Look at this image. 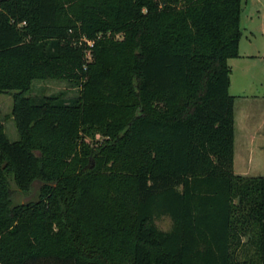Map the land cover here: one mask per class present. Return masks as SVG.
<instances>
[{"label":"trees","instance_id":"trees-1","mask_svg":"<svg viewBox=\"0 0 264 264\" xmlns=\"http://www.w3.org/2000/svg\"><path fill=\"white\" fill-rule=\"evenodd\" d=\"M241 12L242 0L0 2V92H20L18 140L0 119V264H264V175L234 167ZM36 79L80 94L33 98Z\"/></svg>","mask_w":264,"mask_h":264},{"label":"rangeland","instance_id":"rangeland-1","mask_svg":"<svg viewBox=\"0 0 264 264\" xmlns=\"http://www.w3.org/2000/svg\"><path fill=\"white\" fill-rule=\"evenodd\" d=\"M241 27L244 32L242 38V50H251L255 53L259 50L258 62L255 67L256 73L260 74V80L262 85L255 86L254 88L247 90V93L252 96L260 91L261 95H264V0H242V22ZM249 38V39H248ZM88 60L91 61V57L87 55ZM230 66L231 63L229 62ZM231 73V87L230 94L238 99L237 106L241 101L242 86L251 80V77L242 75L241 66L236 62L232 63ZM252 79H254L252 77ZM84 78L82 79V82ZM80 83L64 80V79H36L33 81L31 89L26 92V95L36 98H42L44 96L61 97L66 101H70L76 98L80 94ZM255 89V90H253ZM20 93L17 90H11L7 92H0V119L4 123V129L7 137L11 141L18 140L20 134L17 128L16 121L13 115V108L16 95ZM103 136L97 133L96 139L88 136L86 142L90 145L96 142L102 141ZM237 164H240V148L236 144ZM256 164L262 165V172H255L252 175H264V149L262 151V157L256 154ZM40 182L36 181L32 187L30 193H20L16 195L17 201H27L28 199L36 197ZM14 188V187H13ZM156 224L163 231H169L173 227L172 219L169 216H162L156 220Z\"/></svg>","mask_w":264,"mask_h":264},{"label":"crops","instance_id":"crops-1","mask_svg":"<svg viewBox=\"0 0 264 264\" xmlns=\"http://www.w3.org/2000/svg\"><path fill=\"white\" fill-rule=\"evenodd\" d=\"M242 22V12H241ZM244 35V32H243ZM243 38V36H242ZM242 38L240 41V55L236 58L229 59L231 67L233 62L241 66L242 75L251 77V80L242 86V97L237 106L238 99L235 98V172L244 176H262L252 175L255 172H262V165L255 162V156L258 154L262 157L264 149V95L260 91L250 96L247 90L255 86L262 85L260 80L261 72L256 73L258 62V50H242ZM249 39V38H248ZM231 68V69H232ZM252 77L254 79H252ZM231 87V86H230ZM255 90V89H253ZM236 144L240 148V164H237Z\"/></svg>","mask_w":264,"mask_h":264},{"label":"water","instance_id":"water-1","mask_svg":"<svg viewBox=\"0 0 264 264\" xmlns=\"http://www.w3.org/2000/svg\"><path fill=\"white\" fill-rule=\"evenodd\" d=\"M2 1H4V0H0V2H2Z\"/></svg>","mask_w":264,"mask_h":264}]
</instances>
